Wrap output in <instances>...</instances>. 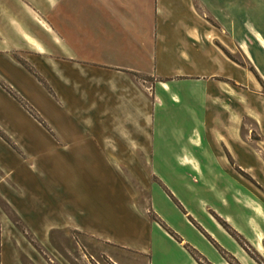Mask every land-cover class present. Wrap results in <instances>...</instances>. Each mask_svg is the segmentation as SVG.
<instances>
[{
	"label": "crops",
	"instance_id": "crops-1",
	"mask_svg": "<svg viewBox=\"0 0 264 264\" xmlns=\"http://www.w3.org/2000/svg\"><path fill=\"white\" fill-rule=\"evenodd\" d=\"M243 5L0 0V198L42 249L2 264H90V238L108 264H264V1Z\"/></svg>",
	"mask_w": 264,
	"mask_h": 264
},
{
	"label": "rangeland",
	"instance_id": "rangeland-1",
	"mask_svg": "<svg viewBox=\"0 0 264 264\" xmlns=\"http://www.w3.org/2000/svg\"><path fill=\"white\" fill-rule=\"evenodd\" d=\"M253 1L254 0H229V9L230 8L234 9V8L240 7L241 5L244 6L243 3L249 4L250 2H253ZM261 1H264V0H261ZM246 17L247 19H249L250 15L247 14ZM10 34H12V32ZM18 57L20 60H22V56L19 55ZM23 64H25V62H23ZM0 83L9 89V86L3 80L0 79ZM13 94L18 99H21V97H19L17 94L15 93ZM23 102L27 104L25 100H23ZM27 105L29 106V104ZM37 116L39 117L38 114ZM41 122L44 123L43 120H41ZM5 138L8 140L7 137ZM39 175H42V174L40 173ZM134 180L136 181L137 188H138L139 202L147 206V200H145L144 198H145V195H147L148 191H146L144 186H142L138 182L137 179L134 178ZM18 229H20L22 232L19 233ZM56 236L57 237L55 238V243L59 251L62 253H65L72 261H74V259L77 258V255H79L78 254L79 251L77 250L78 249L77 243L82 244V241H84V239H82L77 234H58ZM19 244L37 245V247L39 248L37 244V240L34 238L33 234L25 231V227L23 223L18 219L16 215H14L11 208L5 202H3L0 198V264H2L1 263L2 254L5 248H8L9 251L12 253L11 255L13 256L11 257H16L17 254L19 253L18 251ZM104 247L105 245L102 244L101 242L95 239H91V238L89 239V247L87 251L85 250V252L88 255L90 264H108L107 258L103 253ZM20 257L25 264H32V261L29 260V258L23 253H20ZM75 263L80 264L77 261H75Z\"/></svg>",
	"mask_w": 264,
	"mask_h": 264
},
{
	"label": "trees",
	"instance_id": "trees-1",
	"mask_svg": "<svg viewBox=\"0 0 264 264\" xmlns=\"http://www.w3.org/2000/svg\"><path fill=\"white\" fill-rule=\"evenodd\" d=\"M24 106L36 117L40 120V118L37 116V114L32 110L31 107H29L26 103L23 102V100L19 99ZM225 226L228 228V230L231 232V234L245 247L246 250H248L251 254V250H250V246L247 244V242H245L240 235H238L237 233H235V231H233L230 227H228L226 224ZM193 256L201 263V264H209V263H205L203 261V258L201 257V255L197 254L196 252L192 251ZM229 261L233 262V259L231 257H228Z\"/></svg>",
	"mask_w": 264,
	"mask_h": 264
},
{
	"label": "bare ground",
	"instance_id": "bare-ground-1",
	"mask_svg": "<svg viewBox=\"0 0 264 264\" xmlns=\"http://www.w3.org/2000/svg\"><path fill=\"white\" fill-rule=\"evenodd\" d=\"M40 22V21H39ZM47 26V25H46ZM48 29H49V27H48ZM260 40H261V42H263L264 43V41L260 38ZM264 45V44H263Z\"/></svg>",
	"mask_w": 264,
	"mask_h": 264
}]
</instances>
